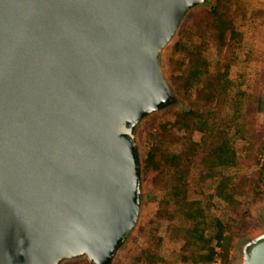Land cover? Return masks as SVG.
Returning <instances> with one entry per match:
<instances>
[{"label":"water","instance_id":"water-1","mask_svg":"<svg viewBox=\"0 0 264 264\" xmlns=\"http://www.w3.org/2000/svg\"><path fill=\"white\" fill-rule=\"evenodd\" d=\"M211 0H0V264H114L144 204L139 130L183 102L163 55ZM236 264H264V227Z\"/></svg>","mask_w":264,"mask_h":264},{"label":"trees","instance_id":"trees-1","mask_svg":"<svg viewBox=\"0 0 264 264\" xmlns=\"http://www.w3.org/2000/svg\"><path fill=\"white\" fill-rule=\"evenodd\" d=\"M232 5L233 0H213L209 8L194 13L204 28L200 26L195 31L190 28L175 41L172 49L181 56L177 64L187 65L183 76L190 88L183 96L186 106L175 111L172 122L161 123L159 131L149 135L151 143L146 151L145 168L151 165V183L159 197L156 220L150 222L157 224L170 210L173 217L190 220L192 223L187 226H171L169 234L172 239L193 247L190 256L184 258L192 264H210L215 254L213 243L222 250V264L227 262L233 229L217 218L207 220L205 210L215 193H223L237 185L234 175L221 173V170L235 164L239 153L234 144L249 142L253 126V120L247 116L250 96L229 77L235 56L232 54L221 66L211 68L206 55L209 39L205 36V28L208 27L216 30L217 50L239 45L240 33L234 25ZM195 34L199 36V42L194 40ZM178 81L175 77L179 89ZM194 132L201 134L200 141L191 138ZM247 149H251L250 146L243 147L242 152ZM160 154L164 156L162 162L157 160ZM192 167L200 170L201 180L212 183V188L201 199L189 197L188 173ZM263 176L260 174L255 184L256 194H259ZM212 178L216 180L211 181ZM155 232L156 226L151 228L150 239L155 237ZM138 252L132 264H158L162 260L150 247H143Z\"/></svg>","mask_w":264,"mask_h":264},{"label":"rangeland","instance_id":"rangeland-1","mask_svg":"<svg viewBox=\"0 0 264 264\" xmlns=\"http://www.w3.org/2000/svg\"><path fill=\"white\" fill-rule=\"evenodd\" d=\"M211 3L213 4V0ZM211 5L199 7L188 15L176 38L163 55L166 74L175 86L183 102V107H173L157 113L147 119L140 127L139 142L144 160L143 211L136 231L127 245L119 251L114 264H132L133 257L139 254L138 251L143 247H150V250L162 258L158 264H192L191 260L184 258L190 256L193 247L181 240L172 239L169 234L171 226H187L192 222L184 217H173L171 210L168 216L159 220L157 224L150 222L156 220L155 211L158 207L159 197L152 187L153 172L151 165L145 168V158L151 143L149 135L159 131L158 128L161 123L172 122L175 111L184 109L186 106L183 96L190 88L183 76L187 71V65L177 64L181 56L174 52L172 47L179 35L185 34L190 28L194 31L200 26L204 28L202 27L203 22L194 13L200 9H207ZM231 10L234 25L240 33V43L237 47L230 49L224 47L217 50L214 42L216 30L209 27L205 28V36L209 39L206 55L211 68L221 66L226 57H230L232 54L235 56L236 61L230 66L229 77L238 83L241 90L249 94L247 116L253 120L248 138L249 142L244 144L236 142L234 144V148L239 153L235 164L221 170V173L234 175L237 185L234 189L227 188L223 193H215L211 205L205 210L207 220L217 218L233 229L234 238L229 245V255L225 264H236L237 249L241 240L264 227V176L259 194H256L254 190L255 184L259 181V175H264V164L260 162V158L264 156V0H233ZM193 38L195 41H200L197 34ZM175 77H178L179 89L175 85ZM191 138L198 142L201 134L194 132ZM249 146L251 149L242 152L243 147ZM163 157L160 154L157 160L162 162ZM199 173L200 170L195 167H192L188 173L189 197L191 199H201L202 195L208 193L212 188L210 180H201ZM215 180L216 178L211 179V181ZM155 226V237L150 239L151 228ZM65 264L88 263L80 260ZM143 264L148 263L143 262Z\"/></svg>","mask_w":264,"mask_h":264},{"label":"built area","instance_id":"built-area-1","mask_svg":"<svg viewBox=\"0 0 264 264\" xmlns=\"http://www.w3.org/2000/svg\"><path fill=\"white\" fill-rule=\"evenodd\" d=\"M260 162L264 164V156H262L260 158ZM213 246H214L213 250H214L215 254H214V258H213V260L211 261L210 264H222V260H221V252H222V250H220L221 248L217 244H214Z\"/></svg>","mask_w":264,"mask_h":264}]
</instances>
